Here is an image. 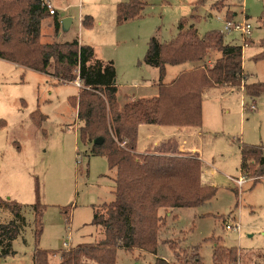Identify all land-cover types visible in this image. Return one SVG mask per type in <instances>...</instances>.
<instances>
[{"label":"rangeland","instance_id":"374dc122","mask_svg":"<svg viewBox=\"0 0 264 264\" xmlns=\"http://www.w3.org/2000/svg\"><path fill=\"white\" fill-rule=\"evenodd\" d=\"M123 1L50 0L57 17L71 19L69 29L60 27L55 33L53 15L40 28L42 42L76 39L91 46L97 58L112 61L119 104L126 97L157 94L158 69L143 61L151 37L168 42L177 36L179 23L193 24L200 35L222 32L228 11L233 20L248 22L251 33L222 32L224 41L242 46L246 82L264 81V59L255 60L264 37V0H227L222 7L215 5L218 0H141L137 16L118 22L116 6ZM85 18L89 25L82 23ZM218 55L212 50L206 60ZM200 64H168L163 82ZM79 89L78 79L59 82L0 58V223L13 218L5 201L21 205L24 217L23 231L12 241L14 252L0 264H33L35 247L49 251L48 264H58V250L103 236L92 224L93 210L114 198L115 171L78 133L71 99ZM251 103L242 89L214 86L202 96L200 126L153 125L176 140H162L146 151L163 148L200 157L201 180L214 192L195 207L160 208L156 255L119 248L115 264H155L157 256L172 264H264V176L252 186L253 178H245L241 186L235 180L241 176L240 147L264 146V94ZM138 130L142 142L149 132L145 126ZM195 146L198 151L193 152ZM37 204L42 215L35 237Z\"/></svg>","mask_w":264,"mask_h":264},{"label":"trees","instance_id":"16d2710c","mask_svg":"<svg viewBox=\"0 0 264 264\" xmlns=\"http://www.w3.org/2000/svg\"><path fill=\"white\" fill-rule=\"evenodd\" d=\"M226 1L218 0L215 5L222 7ZM142 5L141 0L119 2L117 21L137 16ZM53 12L49 13L45 0H0V58L43 72L59 82L78 79L80 89L71 99L80 121L78 133L84 142L92 143V153L104 156L108 168L115 171L114 198L93 210L92 224L103 236L93 243L58 250V264H115L119 248H138L156 255L158 210L195 207L211 196L214 189L201 180L200 157L175 154L163 148L138 152L139 124L200 126L205 90L214 86L242 89L254 103L256 97L264 94V81L246 82L242 46L225 42L220 30L200 35L193 24L185 27L179 23L178 34L172 40L160 42L151 37L147 44L143 61L158 69L157 94L126 97L119 104L112 61L97 58L91 46L76 39L41 41V21L45 17L53 15L55 33L60 28L57 12ZM227 14L225 19L233 20L231 12ZM89 20L85 18L82 23L89 25ZM260 21L264 25V12ZM260 43L262 50L255 60L264 59V37ZM212 50L219 55L206 60ZM198 61L202 64L163 82L166 65ZM97 137L102 138L100 144L93 143ZM239 168L244 178H253L250 186L254 185L264 176V146L243 144ZM5 206L13 218L0 223V262L14 252L12 241L22 233L24 224L21 205L5 201ZM34 209V234L38 237L42 208L37 204ZM48 256L49 251L35 247L33 264H48ZM155 264L172 263L157 256Z\"/></svg>","mask_w":264,"mask_h":264},{"label":"built area","instance_id":"2783aa9c","mask_svg":"<svg viewBox=\"0 0 264 264\" xmlns=\"http://www.w3.org/2000/svg\"><path fill=\"white\" fill-rule=\"evenodd\" d=\"M45 3L47 7L49 8V13L53 14V11H56L51 5L50 0H45ZM222 32L224 33H231L236 32L239 34H242L244 37L249 36L251 33V26L246 21H236L231 19H224L223 25H222ZM247 42L244 41V45H246ZM193 152H196L195 149H191ZM238 186H241V184L244 182V178L237 179ZM227 229H232L234 231L238 230V225H227L225 226ZM230 264H239V263H230Z\"/></svg>","mask_w":264,"mask_h":264},{"label":"crops","instance_id":"0c3cea01","mask_svg":"<svg viewBox=\"0 0 264 264\" xmlns=\"http://www.w3.org/2000/svg\"><path fill=\"white\" fill-rule=\"evenodd\" d=\"M63 18H65V17H63ZM58 19L60 21L62 18L58 17ZM80 43H82V42H80ZM220 88H222V87H220ZM129 98L134 99L135 97L134 96H131ZM141 126H145V128L148 130L149 133L147 134L145 140L142 141V142H139L138 141V134H137V142H136V145H137V151L138 152H145L146 150H148V148H150V147H152L154 145H158L159 142H161L162 140L165 141L166 139H169V138H173L174 139L173 134H171V135L165 134L164 131H163V129H162V131L153 130L152 128L154 126L151 125V124H142V125L139 126V128ZM157 132L159 134H154V133H157ZM174 140H176V139H174ZM183 142H186V141H183ZM189 146H191V145H189ZM193 149H195V151H198V148H196V146L193 147ZM240 178H244V177L241 175L238 179H240ZM235 180H237V179H235ZM244 180H245V178H244Z\"/></svg>","mask_w":264,"mask_h":264},{"label":"water","instance_id":"95a60500","mask_svg":"<svg viewBox=\"0 0 264 264\" xmlns=\"http://www.w3.org/2000/svg\"><path fill=\"white\" fill-rule=\"evenodd\" d=\"M71 19L69 17L62 18L60 20V27L63 31H66L69 28ZM102 142V138L97 137L93 140L94 144H100Z\"/></svg>","mask_w":264,"mask_h":264}]
</instances>
